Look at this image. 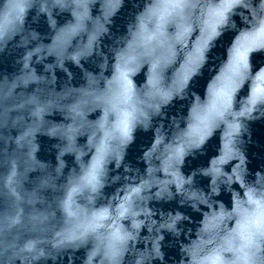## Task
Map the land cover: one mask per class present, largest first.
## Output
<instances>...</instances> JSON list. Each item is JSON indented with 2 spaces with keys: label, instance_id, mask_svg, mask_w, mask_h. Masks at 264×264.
Returning a JSON list of instances; mask_svg holds the SVG:
<instances>
[{
  "label": "water",
  "instance_id": "water-1",
  "mask_svg": "<svg viewBox=\"0 0 264 264\" xmlns=\"http://www.w3.org/2000/svg\"><path fill=\"white\" fill-rule=\"evenodd\" d=\"M154 0H0L15 21L0 36V264H213L229 244L234 215L264 198V99L256 74L264 49L249 53L248 76L217 114L209 87L236 38L264 16V0H192L169 18L151 55ZM227 22L208 40L186 82L209 12ZM259 14V15H258ZM207 39V35L204 36ZM135 50L134 60L127 54ZM128 74L136 111L127 139L106 101ZM109 152L95 187L84 177L105 133ZM108 209L119 242L74 238L65 211ZM121 206L126 209L119 215ZM220 264H264V241Z\"/></svg>",
  "mask_w": 264,
  "mask_h": 264
},
{
  "label": "snow or ice",
  "instance_id": "snow-or-ice-1",
  "mask_svg": "<svg viewBox=\"0 0 264 264\" xmlns=\"http://www.w3.org/2000/svg\"><path fill=\"white\" fill-rule=\"evenodd\" d=\"M192 0H154V7L150 10L152 16L156 19V28L151 34L142 35L143 52L139 55H151L152 50L157 42V33H160L169 18L177 13V10H183V7ZM236 3L245 2V0H235ZM226 9L221 8L209 12L210 20H205V28L202 29L201 43L202 47L198 51L195 61L189 60L186 62L183 73V82H186L190 75L195 71L203 59V50L208 46V40L218 35L217 29L227 22L225 15ZM259 15V14H258ZM15 21L9 18H0V36L6 31L14 29ZM207 35V39L204 36ZM264 49V16L259 20H253L250 31L241 33L233 44L229 53L228 64L221 69L220 75L213 81L209 87V109L206 114L202 115L201 110L193 108L191 120L204 123L205 120L212 118L217 114V107L220 101L230 98V94L234 91L239 81L248 76L249 53ZM137 53L132 50L127 54L129 61L136 58ZM256 80L260 84H264V68L256 74ZM254 95L257 99H264V88L257 85L254 89ZM110 111L115 112L117 116V126L115 136L119 139H127L136 111L134 101V90L131 81L128 79L126 72H121L118 78V88L112 93L106 101ZM114 134L111 132L105 133L104 140L96 148L97 155L93 159L91 167L87 170L84 181L87 186L95 187L98 183V178L103 171V165L106 161L109 152L108 140ZM65 211L70 218H75L76 223L72 229V236L80 239L87 236H95L100 242L105 240L111 242H119L123 239L119 231L114 227V221L108 209L99 211H84L82 218L79 210H74L71 196L65 202ZM126 209L121 206L119 215H124ZM237 217V226L230 234L229 244L231 247L216 249L217 255L213 260V264H220L222 253L224 251L245 253L250 250L255 242L264 241V198L260 200L254 199L252 196L247 201V206L239 205L234 212Z\"/></svg>",
  "mask_w": 264,
  "mask_h": 264
}]
</instances>
